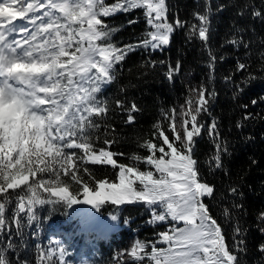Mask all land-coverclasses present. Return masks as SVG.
Instances as JSON below:
<instances>
[{"label": "snow or ice", "instance_id": "snow-or-ice-1", "mask_svg": "<svg viewBox=\"0 0 264 264\" xmlns=\"http://www.w3.org/2000/svg\"><path fill=\"white\" fill-rule=\"evenodd\" d=\"M134 9L144 10L152 30H146L138 43L119 47L111 41L118 29L106 23V18ZM168 11L166 0H115L111 4L107 0H0V264H28L24 259L14 262L5 253L17 248L13 235L23 239L24 220L28 225L37 221L38 207L88 204L99 211L106 203H142L152 213L149 224L170 223L168 230L157 234L156 241H135L121 254L127 259L118 264H241L233 248L247 250L239 238L243 232L235 227L234 244H227L222 227L202 200L212 197L214 188L202 182L194 158V137L207 128L217 149L210 157L209 170L223 168L226 147L220 142L215 120L207 126L198 119L210 112L214 92L204 86L191 89L185 100L187 107L181 105L179 110L163 113L174 139L157 121L152 138L138 141L149 154H133L130 160L150 165L158 177L151 170L141 171L136 164H118L114 157L123 154L109 150L114 140L105 138L104 144L109 146L105 148L97 147L93 139L100 128L97 120H103L109 111L107 101L98 94L102 85L112 82L115 66L138 48L156 50L168 45L170 34L185 27L178 19L169 22ZM252 15L264 13L253 10ZM194 16L199 24L189 25L188 37L198 33L207 45L209 9L205 7ZM214 60L210 53V68ZM180 68L179 61L168 66L165 75L169 81ZM246 69V64L238 62V71ZM116 105L127 111L126 123L134 122L133 113L139 111L135 103L127 107L118 100ZM237 127L242 125L237 123ZM89 163L118 168V182L97 177L85 167ZM230 191L235 195L237 189ZM81 195L83 199H78ZM223 214L231 215L228 209ZM111 219L115 221L117 216L111 215ZM260 220L264 222V213ZM36 247V264H66L64 249L45 252ZM260 250L264 252V245Z\"/></svg>", "mask_w": 264, "mask_h": 264}, {"label": "trees", "instance_id": "trees-1", "mask_svg": "<svg viewBox=\"0 0 264 264\" xmlns=\"http://www.w3.org/2000/svg\"><path fill=\"white\" fill-rule=\"evenodd\" d=\"M107 2L111 4L115 0ZM166 4L169 22L178 19L184 22L185 27L176 28L171 33L166 49L151 51L138 48L115 66L112 82L102 85L98 94L99 99L107 101L109 111L103 120H97L100 128L93 133V139L97 147L105 148L109 147L104 144L105 138L114 140L109 150L123 154L114 157L118 164H136L141 171L151 170L158 177L150 165L130 160L133 154L141 157L149 154L138 146V141L142 143L152 138L153 125L157 121L161 122L169 138L174 139L168 131L169 120L163 113L173 108L179 110L181 105H185L191 89L204 86L208 92H214L210 112L198 119L207 126L215 120L216 131L226 151L222 153L223 168L210 171L209 160L217 150L215 141L207 128L202 129V135L194 137V158L198 161L200 177L202 182L214 188V195L202 197V200L222 227L229 246L234 244V228L239 226L242 230L243 236L239 238L245 241L247 250L239 252L233 248L241 264H264V252L260 250L264 245V232L261 231L264 222L260 220L261 213H264V100L261 99L264 97V15H252L253 10L264 13V0H166ZM205 7L209 9L211 29L207 45L198 38V33L191 39L188 37L189 25L199 24L194 13L204 12ZM130 20L135 23L129 24ZM106 23L118 29L111 41L119 47L138 43L146 30H152L143 9L117 13L106 18ZM233 39L240 43H228ZM210 53L215 57L211 68ZM160 61L165 63L160 64ZM177 61L181 68L169 81L165 73L168 66H175ZM238 62L246 64L247 69L238 71ZM249 76L253 79L249 80ZM118 100L127 107L132 103L137 105L139 111L133 113L134 122L126 123L128 113L117 107ZM253 100L257 101L255 105ZM246 115L250 118L244 119ZM237 123L242 127H237ZM187 127L191 129V122ZM153 142L163 144L162 140ZM164 147L167 151V146ZM75 151L82 155L79 149ZM85 167L97 177L116 182L118 168L92 164ZM233 187L237 189L235 195L230 191ZM225 209L229 210L230 216L223 214ZM100 211L116 215L114 222L120 225V229L106 232L98 227L99 223H93L95 226L84 238L93 246V264H118L119 260H125L121 254L128 250L131 237L136 238L135 241L154 242L158 239L157 234L168 230L170 225L167 221L149 224L152 213L142 203L120 206L106 203ZM47 216L56 228L63 230L68 241L82 239L70 223H78V219L71 216L63 204L50 205ZM18 250L23 253V259L32 264L31 253L22 252L23 247L20 246ZM11 259L15 262L13 257Z\"/></svg>", "mask_w": 264, "mask_h": 264}, {"label": "rangeland", "instance_id": "rangeland-1", "mask_svg": "<svg viewBox=\"0 0 264 264\" xmlns=\"http://www.w3.org/2000/svg\"><path fill=\"white\" fill-rule=\"evenodd\" d=\"M163 47H165V46H163ZM160 49H161V48H160ZM152 50H153V49H152ZM156 50H159V49H156ZM185 107H187V106L185 105ZM198 139H199V137L196 138V140H198ZM118 171H119V170H118ZM116 182H118V181L116 180ZM78 208L80 209V211H84V210H83V207H81V208L78 207ZM85 212H86V211H85ZM88 212H90V211H88ZM167 228L169 229V228H170V225H168ZM134 239H136V238H134ZM131 244H132V243L129 241V248H131V246H132Z\"/></svg>", "mask_w": 264, "mask_h": 264}]
</instances>
